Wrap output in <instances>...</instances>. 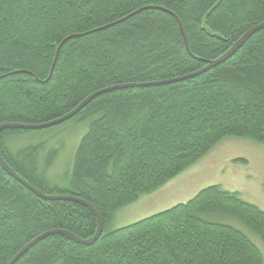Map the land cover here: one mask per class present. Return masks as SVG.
<instances>
[{
	"label": "trees",
	"instance_id": "trees-1",
	"mask_svg": "<svg viewBox=\"0 0 264 264\" xmlns=\"http://www.w3.org/2000/svg\"><path fill=\"white\" fill-rule=\"evenodd\" d=\"M263 22L264 0H0V125L45 123L96 91L149 83L100 94L70 119L90 123L69 188L39 172L41 145L15 156L6 144L9 136L39 130L0 132V152L19 175L46 195L93 204L104 220L92 245L56 233L15 264H264L258 245L229 222L264 243V210L220 185L108 228L117 210L165 185L224 138L264 144V28L223 63L154 84L199 71ZM57 152L50 151L47 166ZM97 229L88 206L43 198L0 163V264L47 231L89 239Z\"/></svg>",
	"mask_w": 264,
	"mask_h": 264
},
{
	"label": "rangeland",
	"instance_id": "rangeland-1",
	"mask_svg": "<svg viewBox=\"0 0 264 264\" xmlns=\"http://www.w3.org/2000/svg\"><path fill=\"white\" fill-rule=\"evenodd\" d=\"M89 123L88 120L72 119L52 128L9 136L6 144L15 156L24 147L41 145L37 154L39 172L60 187L69 188L75 152L89 129ZM54 149L58 154L47 166L49 153ZM210 185L237 191L245 201L264 210V144L249 138H224L207 155L165 185L142 194L137 201L117 210L108 228L118 229L187 202ZM229 222L245 230L264 255V243L258 236L237 222Z\"/></svg>",
	"mask_w": 264,
	"mask_h": 264
},
{
	"label": "water",
	"instance_id": "water-1",
	"mask_svg": "<svg viewBox=\"0 0 264 264\" xmlns=\"http://www.w3.org/2000/svg\"><path fill=\"white\" fill-rule=\"evenodd\" d=\"M140 10L141 9L137 10L136 12H138ZM180 25H181V23H180ZM262 28H264V22L252 27L251 29H249L237 42H235L233 44V46L225 54H223L222 56H220L217 59L208 60L207 61V65L204 68L200 69L199 71L194 72V73L189 74V75H186L184 77L168 79L166 81H162V82H158V83H154V84L171 83V82L180 81V80H183V79H186V78L194 77V76H197V75L201 74L204 71H207V70H209V69H211V68H213V67H215V66H217V65H219L221 63H223L230 56H232L254 33L258 32ZM65 41H67V39H65ZM145 85H149V83H147V84H136V85L135 84H130V85L126 84V85H121V86L119 85V86H114V87H108V88H105V89H102V90H99V91H96V92L92 93L85 100H83L75 109H73L71 112L67 113L66 115H64V116H62L60 118H57V119H54L52 121H48V122H45V123H41V124L4 123V124L0 125V132L4 131L6 129L41 130V129L50 128V127L62 124L64 122L70 120L74 116H76L85 106H87L94 98H96L100 94L112 91V90L117 89V88H125V87H131V86H145ZM0 163L3 166V168L11 176H13L16 180H18L20 183L25 185L27 188H29L31 191H33L37 195H39V196H41L43 198H46V199H50V200H60V199L75 200V201L77 200V201L85 204L86 206H88L93 211V213L95 214V216L98 219V229H97L96 234L93 237H91L89 239H83V238L78 237L74 233H71V232L66 231V230H51V231H47V232L39 235L38 237H36L32 241H30L27 245H25L13 257V259L8 264H15L37 242H39L40 240L44 239L45 237H47L49 235H53V234H56V233L64 234V235H67V236L71 237L72 239H74L78 243L84 244V245H92L102 235L103 230H104V220H103L101 214L99 213V211L97 210V208L93 204H91V203H89L87 201L75 198L73 196H69V195H46V194H44L41 190H39L37 187H35L31 183H29L21 175H19L9 165V163H7V161L2 156L1 152H0Z\"/></svg>",
	"mask_w": 264,
	"mask_h": 264
}]
</instances>
